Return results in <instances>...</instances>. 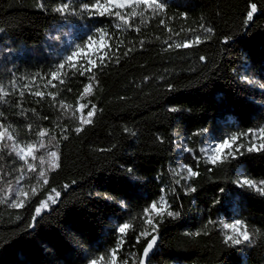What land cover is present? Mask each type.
<instances>
[{
  "label": "trees",
  "instance_id": "1",
  "mask_svg": "<svg viewBox=\"0 0 264 264\" xmlns=\"http://www.w3.org/2000/svg\"><path fill=\"white\" fill-rule=\"evenodd\" d=\"M63 2L0 0V88L8 93L0 94V124L37 147V133L46 129V148L35 153H57L44 164L47 184L36 178L38 163L35 172L24 166L23 207L0 203V264H89L100 257L109 264L118 245L116 264H138L153 235L158 243L148 264H264V195L236 183L241 174L264 181V149L247 151L264 144V0H162L163 13L145 11L144 22L130 18V27L81 11L94 0H67L72 14L54 11ZM89 36L103 44L90 71L65 63ZM185 41L189 47L174 46ZM81 104L92 122L77 133ZM233 135L215 165L203 156L207 141ZM0 155L4 196L23 161L8 149ZM189 167L197 175L189 177ZM161 196L166 203L152 232L145 209ZM41 201L48 206L37 215ZM236 220L251 242H225L224 225Z\"/></svg>",
  "mask_w": 264,
  "mask_h": 264
},
{
  "label": "snow or ice",
  "instance_id": "2",
  "mask_svg": "<svg viewBox=\"0 0 264 264\" xmlns=\"http://www.w3.org/2000/svg\"><path fill=\"white\" fill-rule=\"evenodd\" d=\"M142 6V10L137 11L138 8H141ZM80 9L81 11H87L92 13L93 15H99V16H104V15H108V16H114L118 19V21H120V23L117 25V27H123V26H129V19L130 18H134V17H141V22H144V15H145V11H150L152 13V15H156L159 13H163L164 10L166 9V4H164L162 2V0H94L93 3H84L82 5H80ZM128 9H131V11H127ZM257 6L256 4H251V10L248 12L247 14V18L248 20H251L253 18V14L256 11ZM54 11L65 15V14H72L75 9L72 7V5L67 2V0H65V2L61 3L60 5H58ZM164 21L161 20V24H163ZM139 29H137L138 31ZM98 31H103V30H98ZM205 31L207 32H211V29H205ZM93 41V37L89 36L88 37V45H91V42ZM195 41L196 43L201 42V38L199 36L195 37ZM141 43H143V41H141ZM191 44V41H185L184 43L180 44L177 43L174 46L176 48H180V47H189ZM173 45H169V47H172ZM83 51V49L80 46H77L76 51H74L71 55L66 57V61L65 63H68L69 66H74L71 64V62L73 61L74 57H76L77 55H79L81 52ZM129 51H131V49H129ZM125 55H127V53H125ZM204 57H201V60H204ZM65 63H61L57 66V70L53 71L51 73V77L52 79H57L58 78V73L61 69H63L65 67ZM101 64L104 63L103 60L100 61ZM95 64V61L89 60L88 61V69H86V71H90L91 66ZM84 72H81V75H83ZM62 82V81H61ZM13 87H15V82H13ZM27 87V86H25ZM261 87H264V85H261ZM91 88V85H88L85 87V92H88L89 89ZM0 94H3L4 96H7L8 93L6 91H4L3 88H0ZM24 93L22 92L21 95H23ZM35 96L37 97H41L43 98L44 93H42L41 91H36L33 93ZM51 95V94H50ZM61 106L62 107H70V106H66L63 105V102H61ZM84 107H86V105H79L80 109H83ZM93 110H90L87 112V116L88 117H92L94 115V110H95V106H92ZM173 111H175V109H172ZM2 115V114H0ZM45 119H47V117H45ZM91 120H81V127H77L75 129V131L77 133L81 132L83 130V125L84 124H89L91 123ZM11 128V126H5L3 124H0V152H2L4 149H8L9 150V154H14L15 157H17L20 161H23V166H21L20 169H18L17 171H19L20 175H18L16 177V183L19 185L21 184V181L25 178V167L28 172H35L36 171V165L34 163V161H36L37 159L40 162L41 165V170L39 172V175L36 177L38 181L42 180L43 184H47L48 183V179L46 177V173L43 170V165L45 164V160L46 157L45 155H40L39 157L35 156V152L38 151L40 148H46V145L44 143V138L48 135V132L46 129H41L39 130V132L37 133L38 137L40 138L39 143H38V147L37 144L35 143H22L21 141H19L15 135V131L14 130H9ZM29 131H32V126L29 125L28 126ZM127 131V129H126ZM206 131V130H205ZM260 133L264 134V128L259 130ZM200 134V133H198ZM67 138V137H65ZM237 139V137L235 135H233L232 137L228 138V139H224L223 141L217 143L214 146L209 147L208 149L204 150L208 153V160L215 165L217 163V160L220 158L221 152L222 150L229 148L230 147V142H234ZM260 149H264V144L260 145V148H256V146L253 144L250 147H248L247 151L251 152L253 150H260ZM185 151H191V149L185 148ZM47 156L48 157H52V158H57V153L54 151H49L47 152ZM29 158H31L30 162ZM233 158H236L235 156H233ZM3 159V156L0 155V160ZM58 166V165H56ZM2 170V169H0ZM186 171L188 173L189 177L195 176L197 175V173L195 171L192 170V168H186ZM2 178V177H0ZM8 183V188H7V192L9 193L8 195H4V196H0V203H8L10 207L13 208H20L23 207L24 204L27 202V199H29V192L26 190V186H20L18 188H13L11 186V182H7ZM237 185L239 187H249V188H254L256 191L260 192L262 195H264V181H260L259 184H257L256 181H253L252 179H249L248 177L244 176L243 174H241L240 178L236 181ZM65 187H68L67 185H65ZM192 191H195V189H191ZM5 191L4 189H0V192ZM32 194L34 195L36 193V188L32 187L31 189ZM52 192L55 193L56 197L60 196V193L56 191V189H52ZM49 199L51 200L52 203H55V199H53L52 197H49ZM161 201H165V197L161 196L160 198ZM166 203V201H165ZM48 206V202L47 201H41L40 202V206L37 207L35 209V212L37 215H39L42 211V209H45ZM158 208V204L157 202H153L150 205V209L153 212H157V215L160 214V211H157ZM161 211H163V209H161ZM145 213H146V218H145V223L149 224V225H153V221L150 218L149 214V209H145ZM167 215L169 216H178L179 213L178 212H171L168 211ZM36 217H33V220H35ZM211 223V222H210ZM130 227L129 224L125 223L120 225L117 228V232L123 236L126 232V229H128ZM225 228L228 229H232L233 230V234L232 235H227L226 236V243H232L234 245H239L241 243L244 242H251V236L248 232V230L246 228H243V224L242 221L240 220H236L233 224H225L224 225ZM156 231V227L155 225L152 226V232ZM151 235V233L148 232H143L140 234V237H147ZM140 237H138L137 239L139 240ZM156 236H151V239L148 240L147 246L144 248L143 251V256L142 258L139 260V264H146V258L148 257L149 253L151 252V250L154 248V245L156 243ZM119 251V245L116 249L111 250L110 252V262L109 264H116L117 262V253ZM104 257H100L99 260H104ZM99 260L98 259H93L89 262V264H99ZM123 264H127V261H124Z\"/></svg>",
  "mask_w": 264,
  "mask_h": 264
},
{
  "label": "rangeland",
  "instance_id": "3",
  "mask_svg": "<svg viewBox=\"0 0 264 264\" xmlns=\"http://www.w3.org/2000/svg\"><path fill=\"white\" fill-rule=\"evenodd\" d=\"M102 42L101 41H98V42H91V45H88V43L86 44V48H84L83 49V51L79 54V55H77L76 57H74V59H73V63H74V65H78V64H80V65H88V61L89 60H92V61H95V59L96 58H98L99 56H100V54H101V49H102ZM76 51V50H75ZM69 55H71V54H69ZM69 55H67V56H69ZM66 56V57H67ZM76 115L78 116V118L79 119H81V120H87L86 118H84L83 116H82V110L79 108V105L77 106V109H76ZM226 139H228V138H226ZM224 139H222V140H216V141H207L202 147H201V151H202V153H203V156L206 158V159H208L207 157H208V153L206 152V151H204V150H206V149H208L209 147H211V146H214V145H216L217 143H219V142H221V141H223ZM232 144V142H230V145ZM224 150H226V149H224ZM224 150H222V152H221V155H222V153L224 152ZM41 151V150H40ZM47 152H49V151H47ZM47 152L46 153H44L43 152V154H40V155H45V157H46V160H45V162L46 163H48L50 160H52L53 158L52 157H48L47 156ZM40 153H42V151L40 152ZM40 155H37L36 153H35V156L36 157H39ZM221 155H220V157H221ZM29 160H30V162H33V161H31V158H29ZM34 163L36 164V163H38V165L41 167V165H40V162H39V160L37 159L36 161H34ZM43 169H44V165H43ZM18 187H20V184L18 185L17 183L15 184V187L14 188H18ZM158 208H157V211H160L161 212V209H164V207H165V201H159L158 203ZM157 214V212H153V211H151V209H149V216H150V218L152 219L155 215ZM226 229H228V228H226ZM233 234V230L232 229H228V231L226 232V235H232ZM99 264H101V263H99Z\"/></svg>",
  "mask_w": 264,
  "mask_h": 264
},
{
  "label": "water",
  "instance_id": "4",
  "mask_svg": "<svg viewBox=\"0 0 264 264\" xmlns=\"http://www.w3.org/2000/svg\"><path fill=\"white\" fill-rule=\"evenodd\" d=\"M154 236H156V243H155V245H154V248L151 250V252L149 253V255H148V257L146 258V264H148L149 263V260H150V258H151V255L153 254V252H154V250H155V248H156V246H157V243H158V237H157V235H154ZM151 239V238H150ZM149 239V240H150ZM148 243V242H147ZM147 243H146V245L144 246V248L147 246ZM144 248H143V250H142V252H141V254H140V257H139V260L142 258V256H143V251H144ZM139 264V263H138Z\"/></svg>",
  "mask_w": 264,
  "mask_h": 264
}]
</instances>
